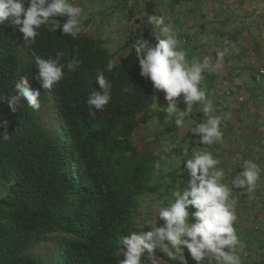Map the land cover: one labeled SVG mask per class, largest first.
<instances>
[{"label": "trees", "instance_id": "trees-1", "mask_svg": "<svg viewBox=\"0 0 264 264\" xmlns=\"http://www.w3.org/2000/svg\"><path fill=\"white\" fill-rule=\"evenodd\" d=\"M58 1L0 0V264H215L217 248L180 260L135 247L138 199L156 196L164 228L189 213L210 229L193 243L233 246L242 224L259 231L264 57L217 56L210 0H133L114 51ZM193 64L184 97L181 68ZM170 91L188 109L154 110Z\"/></svg>", "mask_w": 264, "mask_h": 264}, {"label": "rangeland", "instance_id": "rangeland-1", "mask_svg": "<svg viewBox=\"0 0 264 264\" xmlns=\"http://www.w3.org/2000/svg\"><path fill=\"white\" fill-rule=\"evenodd\" d=\"M126 1H128V4L125 5L124 8L120 6L122 0H59L58 3L71 11L77 27L82 28L90 36L101 38L106 48L109 51H114L118 46V40L123 30L128 26V10H131L133 7V0ZM176 36L177 35H175V37ZM187 44L190 45L191 42L188 41ZM192 60L193 59H190V63ZM197 62H199V60L194 62V64ZM194 64L192 66L182 65L181 68L183 77L180 81L185 88L182 90L184 97H187L189 89L194 87L197 83L195 76L197 77L198 74L197 71L194 70ZM175 72L179 75L178 70H175ZM223 81V86H225V84L227 85L223 88L231 86L229 85L231 82L234 84L230 87V90H228L230 95L234 93L233 99L231 100L233 104H237L240 102V98L245 97V89L242 87V82H244L243 76L238 79H231V82L227 79ZM219 83L220 81H217V84ZM262 84L264 85V83ZM236 88H238L239 91H237ZM181 96L182 94L179 92L177 94L175 91H170L167 95V99L161 103L162 105L157 104L154 110H167L171 107L188 109L186 106L187 104L181 103ZM193 98L195 97L193 96ZM257 104L262 106V101L257 100ZM158 120V118H155L156 122ZM139 136L141 137L142 133H140ZM157 174H159V171ZM166 183H170L169 179L164 182L158 181V184L162 186H165ZM155 197L156 196L150 195L138 199V204L140 206L139 214L141 217L139 222L142 221L143 226L133 245L135 247H143L146 254L160 253L162 255H167L171 259L178 257L180 260H184V258L186 259V257L189 256V252L192 253V251L196 250L200 251V249L203 248H217L218 250L215 252L217 261L215 264H257L260 257L261 259L264 258V231L261 232V230L264 229V222L256 223V228L260 229L258 232H261V234L255 231V227H251V230L248 232L247 230L242 232V229H246V227L243 226L244 224H242L241 230L233 238L235 242L233 246H207L206 244H200L198 242L193 243L197 232H200L204 236H208L210 229L203 225L202 222H199L197 218L193 222L194 218H191L189 213L185 214L186 224L180 223L182 220L180 215L172 214L171 221H173L174 226L164 228L161 221V217L164 213H161V210L157 212L156 208L150 206V201L155 199ZM189 197L192 198V195ZM202 211L203 209H200L199 213H193V215L195 214L197 216ZM260 214L263 217L262 214H264V212ZM208 242L213 245L211 240ZM257 242H260L261 245L256 246ZM258 253V261L251 258L252 254L257 255Z\"/></svg>", "mask_w": 264, "mask_h": 264}, {"label": "crops", "instance_id": "crops-1", "mask_svg": "<svg viewBox=\"0 0 264 264\" xmlns=\"http://www.w3.org/2000/svg\"><path fill=\"white\" fill-rule=\"evenodd\" d=\"M202 9L203 16L211 20L207 25L211 32L210 43L219 58L252 50L255 54L253 64L262 65L259 58L264 57V0H210L202 4ZM221 46H227L230 52L222 53ZM259 219L264 222V216L260 215Z\"/></svg>", "mask_w": 264, "mask_h": 264}, {"label": "built area", "instance_id": "built-area-1", "mask_svg": "<svg viewBox=\"0 0 264 264\" xmlns=\"http://www.w3.org/2000/svg\"><path fill=\"white\" fill-rule=\"evenodd\" d=\"M264 76V69H260L258 75H256L255 80L258 81L260 77Z\"/></svg>", "mask_w": 264, "mask_h": 264}]
</instances>
